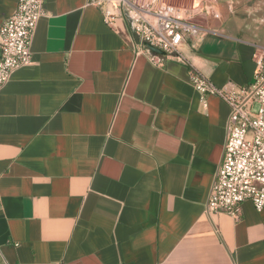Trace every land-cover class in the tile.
Here are the masks:
<instances>
[{
    "label": "crops",
    "instance_id": "crops-1",
    "mask_svg": "<svg viewBox=\"0 0 264 264\" xmlns=\"http://www.w3.org/2000/svg\"><path fill=\"white\" fill-rule=\"evenodd\" d=\"M97 1L45 0L0 90V264H264V208L205 211L229 109L188 74L247 84L264 0H216L189 66L152 63ZM15 7L0 0V26Z\"/></svg>",
    "mask_w": 264,
    "mask_h": 264
},
{
    "label": "built area",
    "instance_id": "built-area-1",
    "mask_svg": "<svg viewBox=\"0 0 264 264\" xmlns=\"http://www.w3.org/2000/svg\"><path fill=\"white\" fill-rule=\"evenodd\" d=\"M181 0H98L103 21L113 27L124 19L140 51L162 66L166 56L189 66L182 48L196 46L208 34L205 17L219 18L216 0H194L187 7ZM186 1V0H183ZM45 0H16L13 14L0 26V90L18 69L31 63V43ZM146 45L164 55L151 52ZM253 78L245 85L228 81L218 87L189 66V80L201 96H214L229 109L220 163L205 204L207 214L238 219L243 203L264 208V47L252 45ZM204 107H206L204 105Z\"/></svg>",
    "mask_w": 264,
    "mask_h": 264
},
{
    "label": "water",
    "instance_id": "water-1",
    "mask_svg": "<svg viewBox=\"0 0 264 264\" xmlns=\"http://www.w3.org/2000/svg\"><path fill=\"white\" fill-rule=\"evenodd\" d=\"M146 47L153 53L157 54V55H164V53H162L161 51H159L158 49L156 48H153V47H150L148 45H146Z\"/></svg>",
    "mask_w": 264,
    "mask_h": 264
},
{
    "label": "rangeland",
    "instance_id": "rangeland-1",
    "mask_svg": "<svg viewBox=\"0 0 264 264\" xmlns=\"http://www.w3.org/2000/svg\"><path fill=\"white\" fill-rule=\"evenodd\" d=\"M194 0H186V1H179V4H176V5H180V6H185L187 7L189 4H191Z\"/></svg>",
    "mask_w": 264,
    "mask_h": 264
}]
</instances>
